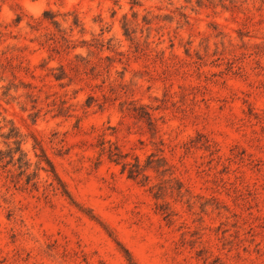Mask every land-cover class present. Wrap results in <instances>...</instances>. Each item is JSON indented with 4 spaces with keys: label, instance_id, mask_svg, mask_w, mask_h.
Returning a JSON list of instances; mask_svg holds the SVG:
<instances>
[{
    "label": "rangeland",
    "instance_id": "rangeland-1",
    "mask_svg": "<svg viewBox=\"0 0 264 264\" xmlns=\"http://www.w3.org/2000/svg\"><path fill=\"white\" fill-rule=\"evenodd\" d=\"M12 124L0 264H264V0H0L3 152Z\"/></svg>",
    "mask_w": 264,
    "mask_h": 264
},
{
    "label": "trees",
    "instance_id": "trees-1",
    "mask_svg": "<svg viewBox=\"0 0 264 264\" xmlns=\"http://www.w3.org/2000/svg\"><path fill=\"white\" fill-rule=\"evenodd\" d=\"M49 13L53 15L52 22L55 25H57L59 22L54 18L56 14H53L50 10L45 11L44 14L48 15ZM73 23L75 26L81 25L80 20L77 16H74ZM126 35H128V34L126 33ZM55 77L57 79H62L64 76H55ZM142 108H143L142 113L138 114V117L139 118H146L149 125H151L153 127L154 126L153 115L148 110H146L144 107H142ZM3 136L6 139V141L11 140L15 146L11 147L10 146L11 144L8 143L7 145L10 147H9L7 152H3L2 150H0V160L2 161V159L5 156H8V157H10L9 162L14 161L15 154L17 152H19L20 156L17 158V161L20 163V167H26L27 168L30 164H29L28 160L25 159V152L22 149V143L24 141V138L21 135V133L19 132V130L17 129V127L12 124V126L9 128L8 132L4 133ZM36 145H40V141L37 139H36V143L34 145L35 149L37 147ZM98 146L100 147V150L102 153H107L108 159L111 162H114L116 164L121 165V171L123 173L126 172L129 178L137 179L141 175L144 176L145 178H148L149 176L145 174V171H147L149 169H152L156 172H159L160 174H164V173H166V171H168V168H166L167 164H166L165 158L164 157L154 158L156 156V154H154V153L150 154L147 157L146 162L144 164H142L138 156H134V158L132 160H128V157H129L128 152H124L122 150V148L117 143L107 141L103 137H101L99 139ZM42 151H43V149H42ZM4 154H6V155H4ZM44 157H45L44 160L50 166V171L54 174V176L59 181V183L64 185L62 180L57 175L52 161L48 157H46L45 155H44ZM35 177H37V173H33L32 175L31 174L28 175L29 180H31L32 178H35ZM158 195L159 194H156V196H158Z\"/></svg>",
    "mask_w": 264,
    "mask_h": 264
}]
</instances>
